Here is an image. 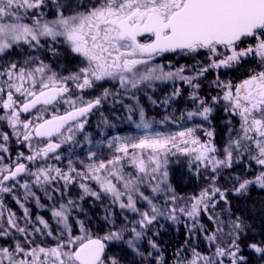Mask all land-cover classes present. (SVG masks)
<instances>
[{"label": "snow or ice", "instance_id": "obj_1", "mask_svg": "<svg viewBox=\"0 0 264 264\" xmlns=\"http://www.w3.org/2000/svg\"><path fill=\"white\" fill-rule=\"evenodd\" d=\"M254 189L264 0H0V264H264Z\"/></svg>", "mask_w": 264, "mask_h": 264}, {"label": "trees", "instance_id": "obj_2", "mask_svg": "<svg viewBox=\"0 0 264 264\" xmlns=\"http://www.w3.org/2000/svg\"><path fill=\"white\" fill-rule=\"evenodd\" d=\"M185 188L187 191H191V187L187 183H185ZM233 203L240 212L249 217V223L256 226L257 229L264 227V191L254 189L249 199L234 200Z\"/></svg>", "mask_w": 264, "mask_h": 264}, {"label": "rangeland", "instance_id": "obj_3", "mask_svg": "<svg viewBox=\"0 0 264 264\" xmlns=\"http://www.w3.org/2000/svg\"><path fill=\"white\" fill-rule=\"evenodd\" d=\"M180 63L182 64H192V63H194V61L191 59V58H182L181 60H180Z\"/></svg>", "mask_w": 264, "mask_h": 264}]
</instances>
